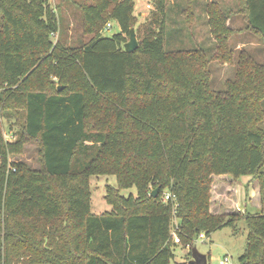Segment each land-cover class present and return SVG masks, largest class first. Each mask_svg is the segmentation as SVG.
Wrapping results in <instances>:
<instances>
[{
    "label": "trees",
    "instance_id": "trees-1",
    "mask_svg": "<svg viewBox=\"0 0 264 264\" xmlns=\"http://www.w3.org/2000/svg\"><path fill=\"white\" fill-rule=\"evenodd\" d=\"M238 1L246 29L264 39V0ZM133 11V0H86L92 37L73 47L54 43L48 0H0V117L24 118L13 142L0 125V264H169L173 220L189 254L201 233L242 220L240 261L264 264V66L241 55L235 79L213 91L202 49L164 50V21L124 52ZM208 13L219 58H229L227 18ZM109 22L120 33L104 37ZM31 141L39 170L9 161ZM95 175L137 196L107 187L112 210L93 215ZM222 176L256 181L259 209L214 215L213 179Z\"/></svg>",
    "mask_w": 264,
    "mask_h": 264
},
{
    "label": "rangeland",
    "instance_id": "rangeland-1",
    "mask_svg": "<svg viewBox=\"0 0 264 264\" xmlns=\"http://www.w3.org/2000/svg\"><path fill=\"white\" fill-rule=\"evenodd\" d=\"M48 1L58 19L59 29L52 38L54 43L62 42L68 46L79 47L92 37L86 32L87 28L82 20L81 9L86 0ZM133 1L135 24L132 28L135 31L137 42H141L148 29L157 31L158 24L164 21V50L166 52H189L202 49L205 53L208 82L213 91H223L226 82L235 79L241 55L264 66V39L246 29L244 16L239 13L238 0H164L163 13L158 7V0ZM214 9L227 18L225 26L232 31L226 40V50L229 56L226 59L219 58L220 52H217V45L209 25L208 12ZM162 18L164 19L162 20ZM153 20L158 21L157 25L151 24ZM109 24L110 28L102 32L104 37H112L120 33L116 22H109ZM125 41H129V36H126ZM55 82L57 81L55 80ZM19 118L20 122L24 120L22 115ZM20 122L17 121L15 115L0 117L1 131L6 141L13 142L17 139L21 130ZM260 127L264 130V120L260 123ZM9 161L23 164L31 170H39L41 161L38 145L34 141L27 142L22 152L10 156ZM249 180H251L249 176H242L238 182L230 176L214 177L212 184L214 193H211L214 215L239 214L245 211L254 213L253 206L259 202L258 185L256 181H252V188L256 192L252 196L251 187L247 186ZM107 187L118 190L119 195L123 197L137 196L136 187L119 189L116 178L112 175L90 176L91 214L100 216L112 210V207L104 199ZM247 196H252L250 199L252 203L249 204V201L245 200ZM177 223L178 220H173L171 237L177 246L173 250L174 257L169 264H190L192 255L189 254L188 248H183L179 244V238L175 233ZM194 248L199 254L206 256L207 264H220L224 258H228L229 264H242L240 257L246 249L244 221L238 220L233 227H225L197 239Z\"/></svg>",
    "mask_w": 264,
    "mask_h": 264
},
{
    "label": "water",
    "instance_id": "water-1",
    "mask_svg": "<svg viewBox=\"0 0 264 264\" xmlns=\"http://www.w3.org/2000/svg\"><path fill=\"white\" fill-rule=\"evenodd\" d=\"M139 47V44L136 39V34L133 28L129 30V41L126 42L123 45L124 52L126 53H133L135 52ZM62 88L59 87L58 90H61ZM158 193V189H155L151 192L152 197H156ZM192 260L190 264H207V258L204 255L199 254L195 248H192L191 250Z\"/></svg>",
    "mask_w": 264,
    "mask_h": 264
},
{
    "label": "built area",
    "instance_id": "built-area-1",
    "mask_svg": "<svg viewBox=\"0 0 264 264\" xmlns=\"http://www.w3.org/2000/svg\"><path fill=\"white\" fill-rule=\"evenodd\" d=\"M109 28H110V24H107V26L105 27V29L108 30ZM169 199H171V195L170 194H165L163 200L164 201H167ZM202 237H204V235H199L198 239L199 238H202ZM220 264H229L228 258H224L222 261H220Z\"/></svg>",
    "mask_w": 264,
    "mask_h": 264
},
{
    "label": "crops",
    "instance_id": "crops-1",
    "mask_svg": "<svg viewBox=\"0 0 264 264\" xmlns=\"http://www.w3.org/2000/svg\"><path fill=\"white\" fill-rule=\"evenodd\" d=\"M222 177H224V176H222ZM219 178H220V177H219ZM239 184H241V183L239 182ZM248 184H249V185H247V186H248V187H249V186L251 187V190H252V194H251V195L253 196V194L256 193V192H255L254 189L252 188V187H253L252 180H249ZM215 192H216V191H215ZM212 193H214L213 189H212ZM252 196H251V197H252ZM251 197H250V199H251ZM257 197H258V193H257ZM250 203H252V200H251V202H249V204H250ZM242 204H243V203H242ZM219 209H220V208H219ZM243 209H244V207H243ZM258 209H259V202L257 203V205H254V206H253V210L256 211V210H258Z\"/></svg>",
    "mask_w": 264,
    "mask_h": 264
}]
</instances>
